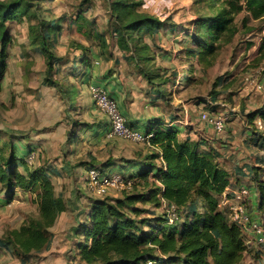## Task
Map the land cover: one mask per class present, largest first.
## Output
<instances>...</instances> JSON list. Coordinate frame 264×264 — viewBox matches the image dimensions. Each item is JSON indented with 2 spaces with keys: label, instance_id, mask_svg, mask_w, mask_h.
Masks as SVG:
<instances>
[{
  "label": "rangeland",
  "instance_id": "1",
  "mask_svg": "<svg viewBox=\"0 0 264 264\" xmlns=\"http://www.w3.org/2000/svg\"><path fill=\"white\" fill-rule=\"evenodd\" d=\"M110 1H42V12L47 18H62L61 31L53 35L50 45L55 60L62 66L55 71L57 63L54 61L51 73L59 80L64 77V85L75 86V101L71 105L56 88L42 81L47 76L45 58L29 43L30 21L22 17L6 23L11 40L0 75V132L13 134L20 148L29 144L35 149V155L38 152V156L41 153L48 156L46 165L57 166L58 175L52 173L51 177L56 179V194L63 195L68 208L53 226L51 252L32 253L23 263L9 246L7 252L0 254V264H77L72 254L77 239L69 230L84 218L89 199L115 198L125 192L147 193L153 188L149 175L147 182L135 179L133 187L111 188L104 195L87 189L85 177L90 166L103 168V164L112 159L116 165L112 170L126 177L131 175L132 167H121L118 163L130 159L143 162L156 151L146 143L107 135L106 118L89 95L88 86L93 83L104 87L117 101L127 123L130 115L141 114L146 120L138 125L140 129L158 118L165 124L172 121V125L182 128L183 137L205 140L201 148H212L218 153L219 162L231 174V188L241 185L250 188L253 197L250 194L246 197L247 208L259 213L250 204L256 205L264 190V129L255 128L248 115L264 107V60H255L264 36V18H249L244 22L248 13H238L235 17L238 32L220 45L212 64L204 66L189 62L185 54V47H191L188 43L191 20L199 13L193 0H137L140 4L136 10L158 16L166 23L152 37L143 34L136 41L138 48L147 46L144 51L140 49L141 56H149L147 61L136 59L133 51L123 50L116 44L119 21ZM80 13L82 18L75 21ZM85 52L90 57V65L84 76H78L83 71L79 64L75 72L70 73L75 58ZM138 66L161 70L170 77L166 98L151 99L148 93L151 86ZM190 67L193 71L188 73L190 80L186 83L185 75ZM204 110L227 116L222 131H215L202 121L200 113ZM255 120H259L258 117ZM72 133L77 137L70 140ZM43 141H48L46 149L39 147ZM68 161L71 169L66 171L62 165ZM21 193L10 205L0 206V240L29 218L38 216L36 192ZM135 206L143 210L140 216L149 219L168 214L170 207L166 203L157 207L153 201L139 202ZM244 262L264 264V244H247Z\"/></svg>",
  "mask_w": 264,
  "mask_h": 264
},
{
  "label": "trees",
  "instance_id": "2",
  "mask_svg": "<svg viewBox=\"0 0 264 264\" xmlns=\"http://www.w3.org/2000/svg\"><path fill=\"white\" fill-rule=\"evenodd\" d=\"M42 1L0 0V75L5 68L6 47L11 40L6 23L26 17L30 21L29 43L45 58L48 77L42 80L43 83L56 88L71 105L75 101V86L64 85V77L59 80L51 73L54 61L57 63L55 71L62 66L50 48L53 35L61 31L62 18H47L42 12ZM110 2L119 21L116 44L123 50L133 51L136 59L148 61L149 56L140 54V49L144 51L147 46L138 48L136 41L143 34L152 37L166 23L158 16L136 10L140 4L137 0ZM193 3L199 13L191 20L188 40L191 47H185V54L189 62L196 61L204 66L211 65L220 45L238 32L235 23L238 13H248L244 22L249 18H264V0H193ZM79 18H82L81 13L75 21ZM75 59L70 73H74L79 64L83 71L78 76L83 77L90 65V57L85 52ZM255 60H264V36ZM138 70L151 86L148 89L151 99L166 98L170 77L158 69L138 66ZM192 71L193 67L188 68L186 83L190 80L188 73ZM256 117L260 119L261 127ZM248 118L255 128L264 129V107L250 112ZM157 119L141 128L150 135L148 145L156 151L143 162L130 159L118 163L121 167H132L131 175L126 178L131 179L133 185L135 179L147 182L151 175L153 188L147 193L125 192L115 198H90L85 218L77 221L72 232L79 238L73 244V258L77 264H248L244 262V254L250 235L228 214L230 204L234 203L228 168L219 162V155L212 148H201L206 144L205 140L183 137V129L172 125V121L165 124ZM70 136L72 140L75 135ZM15 139L11 133L0 132V196L5 202L16 196L17 189L35 191L38 216L12 229L0 244L11 246L14 254L26 263L32 253L49 249L51 228L68 205L63 195L55 192L50 179L52 168L42 163L29 164L25 158L27 149L22 146L25 152L22 153ZM103 166L90 167L106 173L114 171L112 167L116 165L108 159ZM148 201H153L157 207L162 203L173 205L177 218L169 222L166 213L152 219L140 216L143 210L135 205ZM250 205L258 209L259 217L264 219V190L256 205L252 202Z\"/></svg>",
  "mask_w": 264,
  "mask_h": 264
},
{
  "label": "built area",
  "instance_id": "3",
  "mask_svg": "<svg viewBox=\"0 0 264 264\" xmlns=\"http://www.w3.org/2000/svg\"><path fill=\"white\" fill-rule=\"evenodd\" d=\"M88 90L93 104L106 118L108 136L127 139L134 143L148 144L150 135L144 133L138 126H132L126 122L117 106V101L104 87L93 83L88 86ZM200 116L202 121L210 125L215 131H222L227 121V116L223 114L215 115L207 110L201 111ZM257 124L261 127L260 119L257 120ZM34 157L35 153L31 151L27 156V162L32 164ZM85 183L87 189L92 193L104 195L111 188L123 189L130 187L132 181L116 171L102 173L95 167H89L86 171ZM249 194L252 195L250 188L247 186L234 189L232 192L234 203L230 204L228 214L232 220L239 221L250 235L247 244L250 242L264 244V219L253 217L252 211L247 208L245 200ZM168 210V221L172 222L177 218L175 208L170 205Z\"/></svg>",
  "mask_w": 264,
  "mask_h": 264
},
{
  "label": "crops",
  "instance_id": "4",
  "mask_svg": "<svg viewBox=\"0 0 264 264\" xmlns=\"http://www.w3.org/2000/svg\"><path fill=\"white\" fill-rule=\"evenodd\" d=\"M13 21H15V20H13ZM13 21H11V22H13ZM95 61H97L98 62V60H96L95 59ZM93 63H94V61H93ZM144 106H146V105H144ZM129 119H130V121L128 120V122H129V124H132V125H135V126H138V125H142V123L141 122H143V121H145L146 119H145V117L143 116V115H141V114H133V115H130L129 116ZM23 137V136H22ZM24 139V138H23ZM19 143V142H18ZM40 145L41 146H39L40 147V149H46L47 147H49V145H48V141H43V142H41L40 143ZM18 146L20 147V145L18 144ZM23 148H24V146H23ZM23 148H20L21 150H22V153H25V152H23ZM25 148L27 149V154H26V159H27V156H28V154L31 152V151H34L35 149L34 148H31V146H29V144H27V147L25 146ZM26 151V150H25ZM48 158V156L45 154H43V153H41L39 156H38V152L36 153V155H35V157H34V161H33V165H39V164H45V160ZM68 163H70L69 161L68 162H66V164H63L62 165V169H67L66 171H68V170H70L71 169V166L70 165H68ZM50 168H52V170H51V172H50V179H51V181H52V183L53 184H55V181H56V179H55V181H54V179L51 177L52 176V173L53 174H57L58 175V172H59V170H57V166H55V165H53L52 163H49V164H47ZM85 182H86V177H85ZM86 184V183H85ZM54 188H55V186H54ZM56 189V188H55ZM24 193V194H26V193H30V192H32V191H30V190H18L17 189V192H16V196H14V198H12L10 201H3L2 200V197L0 196V206H8V205H10V203H11V201L13 200V199H15L16 197H17V195L18 194H20V193ZM21 193V194H22ZM253 197V196H252ZM68 205V204H67ZM88 206H89V201L87 202V204H86V210H84L85 211V214L87 213V211H88ZM63 212H65V211H63ZM256 211H252V213H253V217H255V218H260L259 217V213L257 214V213H255ZM85 216V215H84ZM85 218V217H84ZM83 218V219H84ZM83 219H79V220H83ZM77 223V222H76ZM75 226H76V224H74ZM74 226V227H75ZM74 227L71 229V230H69V233L72 235V232H73V229H74ZM55 228L54 227H52L51 228V231H52V233L55 231L54 230ZM54 237V236H53ZM73 237H75L76 239H79L78 237H76V236H73ZM250 243H252V242H250ZM254 244V243H253ZM54 248V246L51 244V247H49V249L48 250H50V252L52 251V249ZM7 247L6 246H3V245H1L0 244V254H4V252L6 251L7 252ZM73 249H74V245H73ZM75 250V249H74ZM56 251H58V250H56ZM74 253V252H73ZM72 253V254H73Z\"/></svg>",
  "mask_w": 264,
  "mask_h": 264
}]
</instances>
